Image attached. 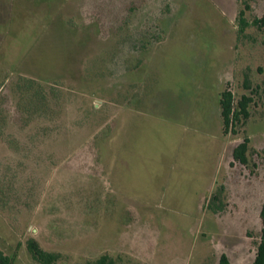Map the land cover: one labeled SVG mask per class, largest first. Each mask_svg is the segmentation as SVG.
<instances>
[{"label":"rangeland","instance_id":"1","mask_svg":"<svg viewBox=\"0 0 264 264\" xmlns=\"http://www.w3.org/2000/svg\"><path fill=\"white\" fill-rule=\"evenodd\" d=\"M262 16L264 0H0V252L40 264L35 239L55 264H253ZM227 89L253 103L225 135Z\"/></svg>","mask_w":264,"mask_h":264},{"label":"trees","instance_id":"2","mask_svg":"<svg viewBox=\"0 0 264 264\" xmlns=\"http://www.w3.org/2000/svg\"><path fill=\"white\" fill-rule=\"evenodd\" d=\"M242 14L243 13H241L239 17L241 32L248 25V23H246L243 19ZM253 25L264 31V16L255 19L253 21ZM234 101V95L231 90L227 89L221 94L220 107L223 120V132L225 135L230 132L235 133L237 125L250 117V105L253 103V99L251 97L243 96L237 106H235ZM248 151L249 139L246 138L234 149L233 157L235 161L246 166L248 164ZM218 200V196L215 195L212 198V203ZM260 219L262 223L260 243L258 244L253 264H264V203L260 210ZM27 250L31 254L32 258L40 264H55L59 260L58 254L45 251L35 239H29L27 241ZM0 264H13V258L3 252H0ZM86 264H115V261L111 257L104 255L99 259L87 262ZM220 264H229L227 256H222Z\"/></svg>","mask_w":264,"mask_h":264}]
</instances>
